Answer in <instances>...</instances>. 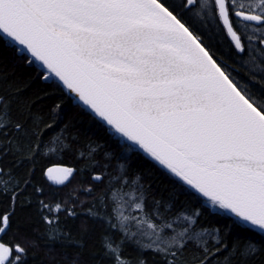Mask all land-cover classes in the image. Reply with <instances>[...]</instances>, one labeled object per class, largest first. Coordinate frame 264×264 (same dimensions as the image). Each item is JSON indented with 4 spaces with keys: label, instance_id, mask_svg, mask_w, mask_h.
Listing matches in <instances>:
<instances>
[{
    "label": "snow or ice",
    "instance_id": "obj_1",
    "mask_svg": "<svg viewBox=\"0 0 264 264\" xmlns=\"http://www.w3.org/2000/svg\"><path fill=\"white\" fill-rule=\"evenodd\" d=\"M0 57V264H264V0H0Z\"/></svg>",
    "mask_w": 264,
    "mask_h": 264
},
{
    "label": "trees",
    "instance_id": "obj_2",
    "mask_svg": "<svg viewBox=\"0 0 264 264\" xmlns=\"http://www.w3.org/2000/svg\"><path fill=\"white\" fill-rule=\"evenodd\" d=\"M10 55V54H7ZM12 72V64L9 59L0 57V92H3L6 88L9 87V85L12 83L13 77L11 75H8L7 81L4 79L5 74H10ZM56 164H71V160L68 157H64L63 159L54 157L50 160L45 162V166H51ZM79 179V178H77ZM72 183H76V180H73ZM69 189H65V191H68ZM2 203L6 202H0V205ZM0 211H3V206H0ZM15 235V240H13V236ZM5 242H16L20 239L19 235L14 234V232L10 231L7 235L3 237ZM45 253L43 250L38 251L36 254V262L39 264L40 260L44 257Z\"/></svg>",
    "mask_w": 264,
    "mask_h": 264
}]
</instances>
